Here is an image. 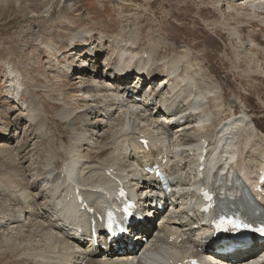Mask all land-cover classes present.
Returning a JSON list of instances; mask_svg holds the SVG:
<instances>
[{
  "label": "bare ground",
  "instance_id": "6f19581e",
  "mask_svg": "<svg viewBox=\"0 0 264 264\" xmlns=\"http://www.w3.org/2000/svg\"><path fill=\"white\" fill-rule=\"evenodd\" d=\"M237 1L239 3L245 0ZM257 1L246 0L248 5L245 8L235 7V14L239 18H257L256 22H263V19L258 18V12L264 13V2ZM85 41L87 35L75 37L70 43V51H76ZM121 48L125 51L119 55L118 67L108 64L104 72L94 73L95 78L98 76L103 82L93 80L90 85L85 83L88 88L85 95L90 94L91 97L84 98V101L91 104L86 105L84 117L79 116L82 113L75 115L76 112L68 108L59 112L60 119L69 121L75 148L81 153L85 146L93 144L87 134L89 116H92L91 119L105 117L110 124L101 122V127L117 129L112 131L113 134L107 132L108 135L112 134L111 164L96 163L88 156L74 151L60 168L55 166L56 161L49 164L48 174L53 185L50 195L53 196V201L47 211H52L62 220L64 229L45 223L44 216L40 218L37 215L34 210L36 199L31 195V223H27L33 228L31 230L34 234L45 240L42 241L46 242V247L52 248L49 253L46 251V255L38 254V264H82L84 260H88L86 264H191L186 263L191 259H197L200 264H264V251L259 254L255 239L243 243L246 251L234 257L219 255L214 248L208 247L210 237L206 239V236L209 229L199 220L201 215L197 199V189L200 187L219 197L236 199L242 196V190L234 185H243L244 182L251 184L258 180V173L264 162V130L259 128L258 122L256 124L245 110L239 115L222 110L221 104L227 103L224 95L217 91L218 86L212 78H202L201 68L193 62L194 57L190 53L167 59L157 55L158 51H139L138 42H124ZM8 68L16 82L13 97L23 98L26 93L29 94L28 90L23 89V74L16 68ZM86 72L87 66L74 68L71 64L68 69V73L75 76L74 80L81 79V75ZM159 76L163 79L158 83L153 82ZM133 77L140 79L141 83L132 86L129 80ZM109 82L114 85L119 83L114 86ZM144 86L152 87L150 95L143 92ZM45 87H32L30 94ZM141 87L142 90H139ZM164 87L169 89L167 95H163L160 90ZM142 93L144 98L149 97V100L145 99L147 105L136 102ZM212 93L216 100L210 97ZM219 97L222 98L221 104L218 102ZM34 99L31 95L27 105L29 113L38 110V101ZM149 102L155 104L149 105ZM78 120L83 121L85 128L81 133L74 126ZM143 140L149 141L146 147L141 145ZM201 150L207 154L202 164L203 171L197 173ZM103 154L98 153L99 156ZM148 165L158 166L168 174L170 193L161 191L159 179L155 175L144 172V166ZM117 185L130 191L131 198L137 202L141 211L152 210L154 218L148 215L151 218L148 224L136 227L137 236L131 251L109 255L94 249L85 241L84 238H91V235L77 234L79 228L87 234L89 224L87 214L76 213L75 209L79 206L75 202L74 193L78 192L91 210L100 213L113 201ZM158 199H164L168 206L163 212L154 210L153 202ZM156 218L160 220L156 222ZM144 236L147 238L146 242L143 241ZM18 245L17 248H22ZM26 258L32 264L31 252L26 254Z\"/></svg>",
  "mask_w": 264,
  "mask_h": 264
},
{
  "label": "rangeland",
  "instance_id": "374dc122",
  "mask_svg": "<svg viewBox=\"0 0 264 264\" xmlns=\"http://www.w3.org/2000/svg\"><path fill=\"white\" fill-rule=\"evenodd\" d=\"M247 5L246 0H0V264H29V252L31 263L38 264L37 257L52 249L29 225L31 195L36 199L37 215L64 229L62 220L47 211L53 201L49 164L56 161L60 168L72 151L81 152L75 148L69 121L58 115L68 108L84 117L86 105L91 104L84 101L91 97L85 95L86 85L93 80L103 82L94 73L104 72L106 65L118 67L124 42H138L139 51H158L157 55L167 59L190 53L202 78H212L224 95L226 104L218 99L222 110L229 114L245 110L264 130V21L235 14V7ZM258 14L264 20V13ZM79 35H87V41L70 51L71 41ZM71 64L74 68L87 66L81 79L74 80L68 73ZM8 67L24 75L21 82L29 94L32 87H46L14 99L16 82ZM162 79L159 76L153 82ZM130 83L141 82L133 77ZM146 88L143 92L150 95L152 87ZM160 90L163 95L169 93L167 87ZM31 95L38 101V110L29 113ZM138 97L143 100L140 104L147 105L148 96L144 98L142 93ZM210 97L216 100L214 93ZM91 117L87 134L93 144L85 146L81 154L96 163L111 164V135L117 128H102L109 120ZM82 122L74 124L80 133L85 129ZM100 152L104 154L99 156Z\"/></svg>",
  "mask_w": 264,
  "mask_h": 264
},
{
  "label": "snow or ice",
  "instance_id": "6c2138e0",
  "mask_svg": "<svg viewBox=\"0 0 264 264\" xmlns=\"http://www.w3.org/2000/svg\"><path fill=\"white\" fill-rule=\"evenodd\" d=\"M136 227H137L136 225H130L129 226V228L132 229L133 231H135Z\"/></svg>",
  "mask_w": 264,
  "mask_h": 264
}]
</instances>
